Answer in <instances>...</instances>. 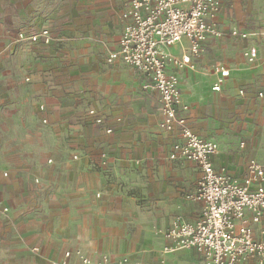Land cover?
Listing matches in <instances>:
<instances>
[{
  "label": "crops",
  "instance_id": "0c3cea01",
  "mask_svg": "<svg viewBox=\"0 0 264 264\" xmlns=\"http://www.w3.org/2000/svg\"><path fill=\"white\" fill-rule=\"evenodd\" d=\"M129 1L131 0L125 2L123 10ZM55 2L56 0H0V26L4 27L0 38L3 43H13L12 51L15 48L18 53L22 49L28 52V65L34 73L27 78L32 80L44 76L46 80L57 76L67 83L63 87L65 91L63 88L52 89L53 86L44 83L36 84V90L41 94V121L45 118L48 120L47 123L43 122V126H46V137L42 146L48 148L50 157L37 160L30 168L19 150L20 142L15 145L6 142L0 145V264H62L67 251L72 252L67 264H81L76 254L78 250L94 260L106 254L115 264H205L202 256L194 249L164 252L169 241L163 231L175 219L196 222L202 216V201L192 200L194 202L185 205L186 201L191 200L188 194L197 189L201 170L194 162L170 159L177 136L160 128L163 117L160 94L154 88H144L147 78L139 72L145 78L142 88L137 93L136 85L129 84L127 95L125 89L113 80L114 74L116 77L127 74L125 67L120 64H126L123 60L108 62L109 54L119 46L123 31V10L120 14L121 30L117 47L108 53L105 60L107 64H116L115 68L101 75L99 68L92 64L80 66L86 61L90 62L94 55L78 59L76 54H66L69 45L74 43L71 32L67 29L61 32L62 40H55L49 45L19 40L20 32L32 34L43 28H49L54 36H60L56 30L59 27L57 17L65 15L69 7L57 12ZM222 9L217 19L218 26L225 32H230L233 27L256 32L248 40L239 39L245 42L243 50L255 43L260 54L254 63H249L243 53L235 61L218 62L217 64H223L230 69V75L221 91H225L231 80L237 81L236 83L250 81L256 84L257 79V98L248 96L239 102L240 105L248 102L255 112L258 104L264 106V96L258 97L260 91L264 92V42L259 34L262 23L255 30L225 24ZM14 30L17 31L15 39L12 36ZM216 39L221 38H210L205 49ZM183 40L187 44H182L180 53L171 51L170 54L178 57L191 54L189 41ZM183 40L169 49L181 46ZM59 45H64V48L57 51ZM11 54V51H7L2 57L9 59ZM200 57L201 55L192 56L194 68L188 66L182 70L195 69L196 61ZM2 66L3 62L0 63V73ZM174 67L176 66L169 64L168 70L176 73L173 71ZM4 71L8 72L9 69ZM176 74L180 80L182 101L189 106V110L183 112L189 125L200 136L219 145L218 153L212 158L215 166H224L233 176L243 179L248 173V162L251 158L264 164V118L258 124L257 133L254 135L246 129L255 114L248 115L244 121L240 118L236 121V117H243L245 113L230 117V126L238 124L237 127L243 131V137L248 140L246 147L240 146L242 149L238 147L241 137L239 132L206 136L200 128L197 101L189 98L184 91L180 73ZM214 74L212 90L217 80V73ZM98 76L105 81L99 82ZM241 90L243 89H239L238 93L243 97ZM136 97H140L145 103L146 108L142 115L147 118V124L152 129H158L153 134L156 139H153L152 145L150 140L138 143L140 136L133 134L134 131H130L127 136L119 135L115 131L116 126L123 122V117L128 119L136 115ZM41 105L45 106L43 110ZM244 107L243 105L242 111H245ZM90 108L103 116L102 125L96 124L88 116ZM260 113H264L263 107ZM78 118H82L83 124L73 125ZM109 126L113 128L112 134L106 132ZM146 134L149 132L146 131ZM157 144L164 148V162L167 161L173 170L172 174L176 175L172 182L176 188L162 181L148 183L154 187V194L151 191L147 195V185L139 180L140 175L137 173L143 174L150 181L156 178L153 167L154 155L157 153L154 147ZM125 145L130 147L126 148ZM102 151L108 154L105 164L101 159ZM65 152L68 153V159L63 163L56 156ZM74 154H78L79 158L74 159ZM48 159H53V162L49 163ZM126 166L130 170L134 169L137 176H128L130 174L125 173ZM117 176L127 179L132 177V180L138 177L134 184L145 187L138 190L146 193V198H151L147 201V206L138 205V198L119 194L114 183ZM188 186L194 189L185 194ZM97 193L101 195L97 196ZM28 195L31 209L26 211L23 205ZM5 208L8 210L5 211ZM262 227L264 215L255 226L256 234ZM241 264L259 263L250 258Z\"/></svg>",
  "mask_w": 264,
  "mask_h": 264
},
{
  "label": "built area",
  "instance_id": "2783aa9c",
  "mask_svg": "<svg viewBox=\"0 0 264 264\" xmlns=\"http://www.w3.org/2000/svg\"><path fill=\"white\" fill-rule=\"evenodd\" d=\"M226 1H129L121 14L123 31L119 46L109 54L108 62L121 59L147 78L144 88H154L160 94L163 115L160 128L177 136L170 159L194 162L201 170L197 189L188 194V198L204 203L202 216L196 222L175 219L163 231L169 241L164 252L194 249L205 264H241L250 258L264 264V227L259 229L258 234L255 229L264 215V164L251 158L248 173L243 179L233 176L224 166L217 168L212 158L218 153L219 145L191 128L183 113L189 110V106L182 101L179 77L168 70L169 64L181 69L188 66L194 68L192 56L201 55L210 38L223 37L225 31L218 26L217 19ZM230 33L244 40L256 34L238 27L231 28ZM259 34L264 42V21ZM18 38L46 45L62 40L60 36H54L49 28L32 34L20 32ZM183 39L189 41L191 54L178 57L164 51V48L172 47ZM259 54L255 43L244 50L249 63L257 61ZM215 72L217 80L213 90L221 91L230 69L219 63ZM258 95L262 97L264 92L260 91ZM44 108L41 105V109ZM88 116L98 125L104 123L103 116L98 115L94 108L88 110ZM43 122L48 120L45 118ZM106 132L112 134L113 128L107 127ZM244 146L245 142H241V147ZM107 157V152L102 151L103 164L107 162ZM73 158L78 159L79 155L74 154ZM48 162H53V159H48ZM5 175L8 173L5 172ZM36 182L39 180L36 179ZM100 195L97 193V196ZM76 254L81 264H115L106 254L96 260L80 250ZM71 255L72 252L67 251L62 264H67Z\"/></svg>",
  "mask_w": 264,
  "mask_h": 264
},
{
  "label": "rangeland",
  "instance_id": "374dc122",
  "mask_svg": "<svg viewBox=\"0 0 264 264\" xmlns=\"http://www.w3.org/2000/svg\"><path fill=\"white\" fill-rule=\"evenodd\" d=\"M126 1L56 0L57 12L61 11L64 7H69L65 15L57 17V25L59 27L56 28L60 37H62L61 32L66 29L71 32L73 37L74 43L69 45L66 54H76L75 57L78 59L84 58L87 55H94L90 62L86 63V61L80 66L92 64L99 68L101 75L105 74L107 70L114 69L116 64H107L105 60L108 53L117 47V40L121 30L120 14ZM222 19L225 24L240 25L255 30L264 21V0H227L222 9ZM3 32L4 27L0 26V34ZM16 35L17 31L14 30L12 35L14 39ZM185 43L187 44L186 40H183L180 43L181 46H176L172 50L166 47L164 51L169 54L171 51L180 53V49L183 47L182 44ZM244 43L238 37H234L229 31H226L221 39L211 42L201 53V57L196 61L195 69L182 70L179 67L173 68L174 72L180 73L186 94L189 98L197 101L196 108L200 111V128L202 133L213 137L226 132L229 134L231 131L239 132L241 135L238 142L239 148H241V141L245 140L246 147L248 140L243 137V131L237 127L238 124L234 127L230 126L232 122L229 119L237 113H245L243 117H236V121L239 118L244 121L248 115L255 114L253 119L250 120L251 126L247 125L246 130L256 135L257 126L264 118V113H260V110L264 106L258 104L257 110L253 112L254 109L249 106L248 102L242 105L239 102L242 98L248 96L257 98L255 90L259 88V81L256 79V84H254L250 81L236 83L237 81L233 82L231 80L225 91L221 92L212 90L211 86L214 82L215 66L217 63L235 61L239 54H244ZM12 44L3 43L2 38H0V63L3 62L2 73H0V145L5 142L12 145L20 142L19 150L31 168L37 160H46V158L50 157L47 153L48 148L42 146L44 145V137H46L44 132L46 126H43V122L41 121V111L39 109L41 94L37 92L36 84L44 83L48 86H53L52 89H62L67 83L57 76L46 80L44 76L39 79L32 78V80H27V76H32L34 73L28 65L29 54L23 49L19 53L15 48L12 51ZM262 44L264 46V43ZM58 48L57 51L63 49L64 45H59ZM7 51H11L12 53L9 59L2 57L3 53L6 54ZM120 64L125 67L127 74L119 77H116L114 74L113 80L118 82L122 89H125L126 95L128 94L129 84H135L138 93L139 89L142 88L145 78L131 66L124 63ZM4 69H9V71L5 72ZM98 81L103 83L105 80L98 76ZM63 89L65 91V88ZM239 89L244 90L243 97L238 93ZM243 105L245 106V111L241 110ZM144 108H146L145 103L140 97H136V115L128 117V119L123 117V122L116 126L115 131L122 136H127L130 131H134L133 134L137 133L140 136L137 139L138 143L150 140V145H152L153 139H156L153 134L158 129H152L147 124V118L142 115ZM81 124H83L82 118L76 119L73 123V125ZM146 131L149 134H146ZM125 147L129 148L130 146L125 145ZM154 149L157 153L154 155L153 170L154 174L157 175V179L153 178L150 181L145 179L146 177L143 174L137 173L140 175L138 176L139 180L147 185V195H150L151 191L154 194V187L149 186L148 183L153 184L162 181L176 188V185L172 183L176 175L172 174L173 170L170 169L167 161L165 160L164 162V148L160 144H157ZM56 157L64 163L68 159V153L59 154ZM124 168L125 173L130 174L128 176H137L134 169L131 168L130 170L128 166ZM137 178L132 180V177H128L127 179L117 176L114 178V183L117 185L116 190L119 194L138 198L137 204L144 207V205L147 206V201L151 198H146V193L144 194L142 190H138L145 187L134 184ZM187 188L188 190H186L185 194L192 192L194 189L191 186ZM158 189H160V186H158ZM27 197L29 195L26 196L25 205L23 206L26 211H29L31 205L28 204L29 200ZM192 202L194 201H186L185 205L188 206Z\"/></svg>",
  "mask_w": 264,
  "mask_h": 264
}]
</instances>
